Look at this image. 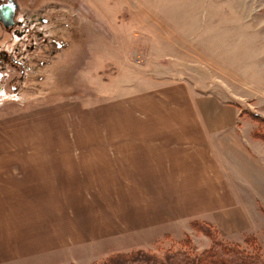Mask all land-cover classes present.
<instances>
[{"label":"rangeland","instance_id":"1","mask_svg":"<svg viewBox=\"0 0 264 264\" xmlns=\"http://www.w3.org/2000/svg\"><path fill=\"white\" fill-rule=\"evenodd\" d=\"M19 2L58 4L64 43L20 96L0 95V204L9 209L0 211V232L12 249L33 247L24 264L196 256L212 238L248 250L246 237L264 260V196L229 163L221 172L229 188L246 189L232 194L247 205L250 228L228 237L203 219L141 227L155 222L157 208L195 198L178 194L195 180L178 179L171 190V180L144 171L196 162L184 154L187 139L201 109L216 105L203 95L237 112L236 126L264 163V0Z\"/></svg>","mask_w":264,"mask_h":264},{"label":"crops","instance_id":"2","mask_svg":"<svg viewBox=\"0 0 264 264\" xmlns=\"http://www.w3.org/2000/svg\"><path fill=\"white\" fill-rule=\"evenodd\" d=\"M203 99L214 101L217 105L221 103L219 98L214 96H202ZM205 100V99H204ZM212 107H204L201 109L202 124L194 125L191 134L188 137V144L190 146L189 154L192 157L197 156L196 162L193 160H181L180 162L171 163V167L162 166L160 169L154 167L153 171H144L145 173H160V179H169L171 190L177 185L178 179L195 180L196 183H185V187L178 188V194L185 195L192 192L195 198L192 200L189 197H181L176 205L168 207H159V215H156L154 223L142 224L141 227H149L151 225H161L175 223L174 226L181 220L203 219L213 223L224 236L244 231L250 228V223L247 221L245 214H247V205L239 199V203L235 202L232 192L235 191L240 197L243 195L244 187L237 185L229 188L224 179L223 172L225 166L229 164L237 173L243 175L250 182H253V187L258 191L259 195L264 196V163L255 157V153L251 143L248 139L245 140L244 130L235 124V110L227 111L226 107L222 105ZM249 134H251L249 132ZM245 135V134H244ZM252 138L251 135H249ZM250 146L249 152L247 146ZM261 155V152H258ZM170 155H178L176 151H169ZM6 160H11V157H6ZM260 161V162H259ZM171 162V160H168ZM229 163V164H228ZM161 164V163H160ZM230 166V168H231ZM221 167L224 169L221 172ZM160 170V171H154ZM212 173V174H211ZM4 173L0 172V177ZM12 173L8 171V182L12 183ZM17 175H14V177ZM2 180V178H0ZM5 187V185H4ZM0 185V190L4 189ZM177 189V188H176ZM7 206L6 204L3 205ZM6 208V207H5ZM0 204V211L8 210ZM2 218V216H1ZM191 221V220H190ZM177 222V223H176ZM191 223V222H190ZM174 228V227H173ZM0 264H13L14 262H21L27 259L28 254H34L33 247H27L26 243L18 245L15 243V249L11 247V237H2L0 232ZM47 252V251H44ZM35 254V256L40 255ZM18 253H25L18 256Z\"/></svg>","mask_w":264,"mask_h":264},{"label":"flooded vegetation","instance_id":"3","mask_svg":"<svg viewBox=\"0 0 264 264\" xmlns=\"http://www.w3.org/2000/svg\"><path fill=\"white\" fill-rule=\"evenodd\" d=\"M60 11L54 2L34 9L0 0V95L20 96L44 58L61 52Z\"/></svg>","mask_w":264,"mask_h":264},{"label":"trees","instance_id":"4","mask_svg":"<svg viewBox=\"0 0 264 264\" xmlns=\"http://www.w3.org/2000/svg\"><path fill=\"white\" fill-rule=\"evenodd\" d=\"M259 137L260 134H258ZM191 222L190 224H192ZM247 238V237H246ZM243 241L248 250L232 247L226 241L211 239L212 249L202 255H186L175 252L158 258L144 253L115 254L107 258V264H264L255 238ZM223 240V239H222ZM194 254V253H193Z\"/></svg>","mask_w":264,"mask_h":264}]
</instances>
